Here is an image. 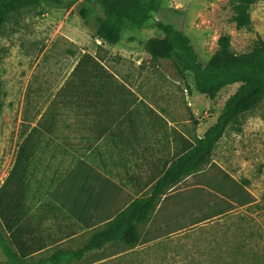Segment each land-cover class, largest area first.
<instances>
[{
  "label": "rangeland",
  "instance_id": "obj_1",
  "mask_svg": "<svg viewBox=\"0 0 264 264\" xmlns=\"http://www.w3.org/2000/svg\"><path fill=\"white\" fill-rule=\"evenodd\" d=\"M80 1L44 2L27 8L11 16L0 32V186L14 164L29 121L51 100V105L58 102L54 93L86 50L97 52L115 73L131 75L136 95L141 93L157 106L173 107L180 139L186 142L195 141L217 120L239 84L224 87L211 99L197 90L192 73L182 78L170 60L152 59L144 43L161 34L156 22L173 24L189 35L204 63L217 51L221 34L231 35L236 54L251 51L258 37L264 39V0L250 8L251 24L240 29L232 21V0H163L147 26L127 29L123 41L111 48L96 39L81 19ZM139 104L147 105L144 100ZM211 157L233 177L246 181L253 195L251 204L172 233L161 242L132 249L112 244L105 252L90 253L73 264H228L234 259L264 264V99L242 115L239 129L227 130ZM194 179L190 176L186 183ZM148 226L142 225L141 232ZM0 236L11 244L1 220ZM122 251L126 252L112 256ZM7 258L0 241V264H7Z\"/></svg>",
  "mask_w": 264,
  "mask_h": 264
},
{
  "label": "crops",
  "instance_id": "obj_2",
  "mask_svg": "<svg viewBox=\"0 0 264 264\" xmlns=\"http://www.w3.org/2000/svg\"><path fill=\"white\" fill-rule=\"evenodd\" d=\"M89 52L111 72L110 83L71 75L84 52L54 93L58 102L51 100L29 121L17 148L16 156L28 137L27 193L16 210V236L30 250L28 264H53V255L65 257L56 264H73L119 243L74 258L134 199L148 196L180 153L175 109L138 92L139 98L131 75L115 73ZM141 100L147 105H137Z\"/></svg>",
  "mask_w": 264,
  "mask_h": 264
},
{
  "label": "trees",
  "instance_id": "obj_3",
  "mask_svg": "<svg viewBox=\"0 0 264 264\" xmlns=\"http://www.w3.org/2000/svg\"><path fill=\"white\" fill-rule=\"evenodd\" d=\"M259 0H232L234 15L232 21L237 28L251 24L250 8ZM44 2L61 4L62 0H0V32L11 16ZM163 0H81L78 4L81 19L93 29L94 36L101 43L118 45L123 41L127 29H142L147 26L162 5ZM161 34L150 37L144 49L154 60L171 61L177 74L185 78L192 73L198 91L215 99L226 86L239 84L237 90L226 100L217 120L195 141H180V153L157 179L151 193L134 199L127 209L118 213L110 225L96 233L81 249L74 251V258L80 259L92 249L119 242L135 248L182 231L188 227L203 224L226 215L236 207L253 202V195L246 187V181L233 177L218 163L212 162V153L217 143L231 127L240 128L241 117L256 108L264 99V39L258 37L254 48L245 53L232 51V37L221 34L218 49L211 59L200 60L189 35L173 24L160 20L156 22ZM84 74L102 78L109 84L111 72L88 50L81 56L71 75ZM28 137L18 150L9 174L0 186V220L9 232L11 244L0 241L7 258V264H22L30 250L24 249L17 238L16 210L24 203L27 193V170L29 165ZM195 177L187 184L188 177ZM181 186V187H180ZM148 228L141 232L142 225ZM13 247H12V246ZM65 260L53 255L48 259L53 264ZM70 260V259H68ZM258 260V259H256ZM237 264H245L237 261ZM229 262L228 264H235ZM256 261L254 264H262ZM247 264V263H246Z\"/></svg>",
  "mask_w": 264,
  "mask_h": 264
}]
</instances>
